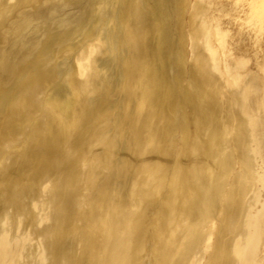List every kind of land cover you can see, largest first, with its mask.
I'll list each match as a JSON object with an SVG mask.
<instances>
[{"label":"bare ground","instance_id":"1","mask_svg":"<svg viewBox=\"0 0 264 264\" xmlns=\"http://www.w3.org/2000/svg\"><path fill=\"white\" fill-rule=\"evenodd\" d=\"M0 264H264V0H0Z\"/></svg>","mask_w":264,"mask_h":264}]
</instances>
